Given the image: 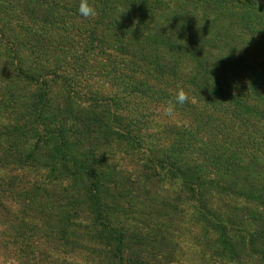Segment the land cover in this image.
<instances>
[{"label":"trees","instance_id":"1","mask_svg":"<svg viewBox=\"0 0 264 264\" xmlns=\"http://www.w3.org/2000/svg\"><path fill=\"white\" fill-rule=\"evenodd\" d=\"M88 3L0 0V250L176 264L187 218L200 262L264 264V6Z\"/></svg>","mask_w":264,"mask_h":264},{"label":"rangeland","instance_id":"2","mask_svg":"<svg viewBox=\"0 0 264 264\" xmlns=\"http://www.w3.org/2000/svg\"><path fill=\"white\" fill-rule=\"evenodd\" d=\"M252 1H256L260 5L264 6V0H252ZM86 84L88 85V87L94 90L100 89L101 90L100 93H107L109 92V90L115 89V88L112 89L113 86L109 81L105 79H98L96 76H92V78H90L89 81L85 82V85ZM171 95H174V94L172 92H168L166 94L165 97L167 98V100L171 99ZM167 107L168 106L165 104H160L159 107L154 112H152L153 117H151V120L154 121L156 125L163 126V125L168 124L169 122L178 124V121L180 120L181 117L177 115V112H172L171 114H165V110ZM57 175L58 174L56 173L54 176V179L57 177ZM50 178L52 179L53 177H50ZM50 178L49 180H51ZM53 183L57 184V188L61 190H63V188H66L67 186L65 181L63 182V181L57 180V182H54L53 180ZM237 203L240 206L245 205L240 200H238ZM8 205L14 208L15 210L19 209L17 203L12 204L11 202H9ZM81 214H85V213L81 212ZM186 221H187V218L184 220L182 224H177L176 226H173L174 228L178 229V231L181 232V234H183L182 236H178L179 239H177V242H179V246L182 249V253H181L182 257L180 261L178 260L176 264H214L210 262L209 263L200 262L199 250L196 248V245L194 243V235L197 234L196 229L195 228L190 229V227L187 226L188 224H186ZM4 228L5 227H3V225L0 224V231H3ZM85 246L93 248L92 244H85L84 247ZM45 249H46V252H50L49 247ZM98 249L103 250L101 247H98ZM55 257L52 256V260H60L59 257L57 256ZM66 263L67 264H100V263L104 264L103 260L97 256L96 252H94L92 255H89L86 249L80 251L77 256H74L70 259H66ZM0 264H18V262L13 259L9 251L5 252L3 250H0Z\"/></svg>","mask_w":264,"mask_h":264},{"label":"clouds","instance_id":"3","mask_svg":"<svg viewBox=\"0 0 264 264\" xmlns=\"http://www.w3.org/2000/svg\"><path fill=\"white\" fill-rule=\"evenodd\" d=\"M79 13L85 17H95L96 16V10L93 6L89 5L88 0H80L79 4ZM188 96L187 93L183 90V88H179L176 94V102L179 104H184L187 102ZM174 111V105L169 104V106L165 110V114H171Z\"/></svg>","mask_w":264,"mask_h":264}]
</instances>
